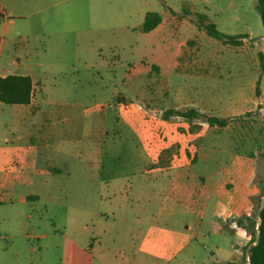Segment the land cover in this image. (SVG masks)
<instances>
[{
	"label": "rangeland",
	"instance_id": "obj_1",
	"mask_svg": "<svg viewBox=\"0 0 264 264\" xmlns=\"http://www.w3.org/2000/svg\"><path fill=\"white\" fill-rule=\"evenodd\" d=\"M257 4L0 0V15L9 19L4 26L0 18V64L12 72L14 60L23 61L39 82L35 108L0 103V264H42V255L55 264L66 239L87 243L93 264H227L237 257L234 244L239 264L248 263L264 204V26ZM149 13L163 21L143 33ZM197 16L247 38L239 46L219 42ZM190 53L212 56L211 66L193 65ZM116 101L162 114L195 109L228 125L193 122L190 131L207 135L194 142L199 151L189 168L112 182L86 156L103 146V112ZM34 123L52 130L50 162L31 149L28 128H16ZM243 180L237 216L235 188ZM33 195L39 200H20Z\"/></svg>",
	"mask_w": 264,
	"mask_h": 264
},
{
	"label": "crops",
	"instance_id": "obj_2",
	"mask_svg": "<svg viewBox=\"0 0 264 264\" xmlns=\"http://www.w3.org/2000/svg\"><path fill=\"white\" fill-rule=\"evenodd\" d=\"M0 18L4 26L9 21L4 15H0ZM247 36L251 37L252 35L248 34ZM0 47H3V42L0 43ZM189 58L193 62L192 64L197 67L202 60V63L207 64L208 67L212 64V56L210 55L205 57H194L190 53ZM20 63L21 64H17L14 60V70L12 72H8L7 69L0 64V77L7 75L30 76L34 86V98L29 106L23 107L35 108L36 97L39 93V88L36 87V83L39 82L35 78L34 70L26 66L24 69L29 70L22 72L24 70L22 69L24 63L23 61H20ZM193 74L195 76L200 75L197 70H195ZM161 114L162 112L157 113L155 110L148 109L142 102L122 103L116 101L106 106L103 112L105 123V139L103 146L101 148L98 147L95 153L91 152L92 154H87L86 164L88 166L90 165L93 171L97 170L98 174L103 179L112 182L146 177L151 175L154 171H179L184 168H189L196 162L199 151L198 147L194 145V142L199 138H204L207 132L201 135L194 130L190 131V127L194 125V123L188 122L181 127L171 119L164 120L162 117L163 114ZM16 128L20 130L22 128L25 130L28 128L27 131L30 133L31 149L34 151L38 150L39 157L45 161L47 159V161L50 162V153L52 150L51 128H47L39 123H34L29 127L18 124ZM20 138L21 137L18 136L17 139ZM69 146V141L63 142L64 149ZM3 157L6 159L7 153L4 152ZM251 160L253 159L251 158ZM21 163L25 169L28 168L29 164L27 161H20V164ZM48 172H51L50 166H48ZM40 173L41 172H39V174ZM34 175H36V173H34ZM244 182H246V180H243L239 186L235 188L237 189L236 193L239 198L237 203V216L241 214L240 210H242L244 204V201H242L244 192L241 188V184ZM20 200L24 203L29 201L36 202L39 200V196L33 195L23 197ZM0 204H2V202H0ZM46 239L47 237L44 236L42 240ZM66 241H68V243L64 248V252H62L59 261L55 264H93L91 253L87 252L85 248L87 243L84 244L82 240L75 241L72 239H66ZM234 246L233 250L237 256L236 259L225 263H240L242 258L241 252L235 249ZM41 258L45 260L42 264H48L45 255H42Z\"/></svg>",
	"mask_w": 264,
	"mask_h": 264
},
{
	"label": "trees",
	"instance_id": "obj_3",
	"mask_svg": "<svg viewBox=\"0 0 264 264\" xmlns=\"http://www.w3.org/2000/svg\"><path fill=\"white\" fill-rule=\"evenodd\" d=\"M257 9L259 11L262 24L264 26V0H258ZM198 25L207 35L219 42L227 45L239 46L245 36L228 35L221 32L215 23L205 16H197ZM163 19L158 13H149L141 28L143 33H150L157 29ZM34 98V86L30 76L7 75L0 77V103L8 106H29ZM164 120H170L173 117L184 119L193 123L197 119H205L210 127L224 128L228 125V120L219 117H208L200 114L195 109L188 110H168L162 115ZM258 237L255 244L250 249L248 264H264V204L259 215ZM233 264V263H227Z\"/></svg>",
	"mask_w": 264,
	"mask_h": 264
},
{
	"label": "built area",
	"instance_id": "obj_4",
	"mask_svg": "<svg viewBox=\"0 0 264 264\" xmlns=\"http://www.w3.org/2000/svg\"><path fill=\"white\" fill-rule=\"evenodd\" d=\"M232 228H235L236 229V225L232 226ZM248 261H249V258H248Z\"/></svg>",
	"mask_w": 264,
	"mask_h": 264
}]
</instances>
